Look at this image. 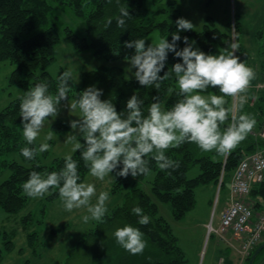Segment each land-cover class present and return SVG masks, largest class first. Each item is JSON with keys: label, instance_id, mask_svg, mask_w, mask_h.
Returning a JSON list of instances; mask_svg holds the SVG:
<instances>
[{"label": "trees", "instance_id": "1", "mask_svg": "<svg viewBox=\"0 0 264 264\" xmlns=\"http://www.w3.org/2000/svg\"><path fill=\"white\" fill-rule=\"evenodd\" d=\"M154 2L157 10L154 16H150L146 0H119V4L117 0L111 2L109 0H0V65L6 60L16 64L11 73L10 83L19 84L24 91L29 85L45 82L49 85V90L55 93L57 77L64 70L61 69L54 75L50 72L49 66L55 60L56 48L61 39L58 24L64 11H70L83 21V28L79 31L73 30L69 25L63 28L73 46L81 52L91 51L99 61L114 62L119 58L131 56L134 52V49L123 46L124 41L137 38L146 40L156 29L171 41L172 35L177 31L175 22L181 17L180 4L177 0L167 2L154 0ZM120 7H128L130 12V16L124 18V28L118 27L116 23V17L120 15ZM109 19L112 22L105 27ZM209 19L203 30L179 32L181 41L178 42V47H184L185 36L188 37L189 43L190 38L194 37L198 45L207 52L212 51L216 43H219L223 49L235 43L238 45L235 55L246 64L245 44L240 33L242 28L238 27L237 21L233 31L225 33L214 25L211 18ZM261 50L263 53L264 46ZM178 60L179 58L174 57L170 52L164 71L171 68ZM90 85L101 89V99H110L118 112L125 110L127 99L134 93L143 101L144 109L152 103V97L155 95L165 102L166 107H171L181 98L177 94L178 86L174 83L165 81L159 89L145 88L136 79L128 80L121 66L101 64L97 69L85 71L79 86L72 79L69 85V100H74L80 91ZM204 93L220 95L219 89L210 88ZM248 95L247 102L242 107L237 106V114L249 113L254 116L259 128L264 127V89ZM225 99L228 101L225 106L231 108L232 99L230 97ZM19 103L17 97L0 110V156L14 152L21 158V162L3 160L0 163L12 170L10 177L0 184V208L9 213H17L25 207L28 196L23 192L22 185L31 171H58L64 163L63 157H56L47 164L46 152L38 153L33 160H26L21 155V148L38 147V144L35 141L34 145H28L23 137ZM228 122H231V114ZM68 128L65 122L59 120L53 129L64 132ZM254 132L256 133L252 130L247 138L227 155H220L215 151L202 152L194 143H184L179 148L169 149L166 155L178 162L179 167L162 171L155 161H150L149 167L155 172L151 181V194L158 201L170 205L175 219H184L197 204L199 187L220 184V188L223 189L231 179L230 174L243 157L261 146L262 141L258 137L255 138ZM72 156L78 163L81 181H84L88 169L78 151L73 152ZM196 164L199 165V173L190 177L188 172ZM113 173L115 175V172ZM147 175L135 178L131 175L126 178L115 176L112 193L120 194L122 202L108 212L103 222H99L93 232H90L102 233L104 224L108 229L112 228L113 234L117 227L131 224L144 234L146 247L141 254H131L117 244L114 238H108L109 246L97 257L94 264H189L172 227L159 214L158 203L142 186ZM53 193L58 194V190L54 189ZM251 194L253 199L260 196L264 201V183L256 186ZM53 196L57 197V195ZM260 201L256 204L259 207L262 205ZM135 206H139L143 213L150 217L148 224L138 223V217L132 212ZM36 235L35 232L30 234L32 246ZM111 236L113 235L108 237ZM263 242L264 240L261 243ZM10 243L9 240L6 242L5 249L10 250ZM262 252L264 249L257 257ZM2 256L0 248V259Z\"/></svg>", "mask_w": 264, "mask_h": 264}, {"label": "clouds", "instance_id": "2", "mask_svg": "<svg viewBox=\"0 0 264 264\" xmlns=\"http://www.w3.org/2000/svg\"><path fill=\"white\" fill-rule=\"evenodd\" d=\"M119 13L116 23L124 28V18L130 16L128 7H120ZM111 22L109 19L105 27ZM175 23L177 31L171 41L159 38L146 44L145 39L137 38L123 43L124 47L134 49L126 60L129 71L135 69L132 76L142 87L159 89L163 82L175 79L177 94L181 97L175 104L166 107L155 95L144 109L143 101L134 93L127 99L125 110L118 112L110 99H101L102 90L95 85L80 91L69 103L73 73L67 69L58 75L55 93L49 90L47 83L37 82L18 96L22 133L27 144L34 145L45 121L56 118L61 101H67L70 112L78 114L75 115L77 119L69 121L72 131L66 135L64 143L72 145V152L80 153L89 175L100 181L106 177L115 179L111 175L113 172L125 178L147 175L151 171L150 161H155L162 171L174 170L179 163L166 153L184 143H194L202 152L215 151L220 155L234 150L256 123L249 113L237 114V106L242 107L247 102L246 93L255 71L235 55L238 50L235 43L211 54L194 47L195 41L189 43L185 36L184 47L179 48V32L192 30L194 25L183 17ZM170 52L179 60L164 71ZM210 88L219 89L220 95H201ZM225 97L232 99L231 108L225 106L228 103ZM230 114L231 122H228ZM52 139L50 131L38 147L21 148V155L26 160L35 159L38 153L50 149L47 141ZM63 160L58 171H31L22 185L23 192L36 199L51 195L50 190L57 189L65 211L85 209L88 213L82 217L85 224L103 222L108 211L109 192L97 194L93 183L81 181L78 163L71 154H66ZM132 212L139 224L150 222V217L139 206L133 207ZM113 235L116 243L131 254H141L146 247L144 234L131 224L117 227Z\"/></svg>", "mask_w": 264, "mask_h": 264}, {"label": "rangeland", "instance_id": "3", "mask_svg": "<svg viewBox=\"0 0 264 264\" xmlns=\"http://www.w3.org/2000/svg\"><path fill=\"white\" fill-rule=\"evenodd\" d=\"M166 2L169 0H165ZM181 7V17L188 19L194 25L196 31L203 30L205 25L212 19L214 25L225 33L233 31L235 21L241 28V34L248 40L246 47L252 51H246L249 57H256L255 47L264 46V0H177ZM146 5L150 16H154L157 5L154 0H146ZM70 26L73 30L79 31L83 28V21L74 16L70 11H64L60 17L58 28L61 32V39L57 45L55 60L49 66L51 73L56 75L61 69L64 71L71 69L73 80L79 86L83 80V73L87 70L97 69L101 64L121 66L128 80H135L132 72L129 71V64L126 58H119L114 62L105 60H97L91 51H79L69 41L64 33V27ZM261 32V36H259ZM240 35V34H239ZM162 36L159 30L152 31L146 38V44H150ZM195 41L194 47H198L204 51L194 37L190 38V43ZM250 42V43H249ZM218 50H223L219 43L214 45L212 51H204L205 53L217 54ZM260 58L264 54H260ZM16 67L15 63L6 60L0 65V110L5 108L10 102L23 94V88L19 84H11V73ZM170 69V68H169ZM176 84L175 79L168 80ZM177 85V84H176ZM214 93H201V95H209ZM72 100H69L71 103ZM164 102V101H163ZM165 104V102H164ZM73 114V115H72ZM71 113L67 101L61 102L59 106V114L56 118H49L44 123L40 135L36 142L39 146L43 142L44 136L48 132L53 133V139L47 141L50 149L46 152L47 164H50L56 157H64L66 154H73L72 145L64 143L66 135L72 131L69 121L77 119ZM62 120L68 125V130L64 132L55 131V124ZM22 128V126H21ZM263 128L255 123L253 130L256 131L255 138L258 137L262 141L255 151H264ZM254 151V152H255ZM3 160H16L21 162V158L17 153L10 152L6 156H0V163ZM2 167V169H1ZM0 184L7 180L11 175V168L0 164ZM235 170H233L232 176ZM199 173V165L196 164L189 172L190 177H194ZM115 177L114 173L111 174ZM155 172L150 171L146 179L142 183L144 189L151 195L153 200L158 203L159 214L169 223L175 235L178 237V244L183 249L188 258L189 264H219L221 256L220 250L225 244L222 235L210 231V225L218 228L220 224L221 207L226 197L227 185L221 189L220 184L209 186H201L197 189V204L188 212L182 220L174 218L171 207L167 203L158 201L151 194V181L154 179ZM229 179V182L231 181ZM84 181L93 183L96 186L97 194L100 191H108L110 199L107 202L108 212L122 202V196L112 193L114 178L106 177L104 181L97 180L86 174ZM228 182V183H229ZM45 195L44 198H27L25 207L17 213H9L0 208V248L3 256L0 264H94L98 256H100L109 246L108 238H114L113 230L108 229L104 224V229L100 234L90 233L97 227L99 222L89 221L85 224L82 220L87 215L85 209H74L67 212L63 209L59 202L58 194L53 193ZM53 195H57L54 198ZM231 200V199H230ZM95 202V197L93 198ZM230 202V201H228ZM35 232L36 239L33 245L30 243V234ZM109 235H113L108 237ZM11 241L9 248L5 249L6 242ZM109 241V240H108ZM240 247V244L237 245ZM8 248V247H7ZM235 251V250H234ZM236 252V251H235ZM255 251L246 253L243 257L244 264H249L251 254ZM237 253V252H236ZM238 254V253H237ZM241 254V252H240ZM236 254L233 252L231 260L233 264H239L240 260H234ZM238 257H241L238 254ZM258 258V257H257ZM255 259L254 263L256 262Z\"/></svg>", "mask_w": 264, "mask_h": 264}, {"label": "built area", "instance_id": "4", "mask_svg": "<svg viewBox=\"0 0 264 264\" xmlns=\"http://www.w3.org/2000/svg\"><path fill=\"white\" fill-rule=\"evenodd\" d=\"M262 183L264 151H255L245 155L233 173L231 200L221 215L219 227L210 225V231L222 236L232 233L239 241L243 255L254 250L264 240V201H260L262 205L259 207L251 194Z\"/></svg>", "mask_w": 264, "mask_h": 264}, {"label": "crops", "instance_id": "5", "mask_svg": "<svg viewBox=\"0 0 264 264\" xmlns=\"http://www.w3.org/2000/svg\"><path fill=\"white\" fill-rule=\"evenodd\" d=\"M262 3H264V2H262ZM242 29H243V27H242ZM243 31H244V29H243ZM261 34L262 33L259 32L258 35L261 36ZM241 38H242L243 44H245L247 41H250L245 36H243L242 34H241ZM262 47L263 46H259V48H258V46L255 47L254 53H255L256 57L252 58V57H249L248 55H246V65L253 68L255 71V78L250 82V86L248 88L249 92H247L248 94L256 93L258 90L264 89V57L263 58L259 57L260 54L264 53V52L263 53L261 52ZM245 49H246V51H248V50L252 51L250 48L246 47V45H245ZM248 94H246V95L249 96ZM230 184H231V181L229 183H227V188L225 189L226 190V197H225L223 204H222V207H221V211H220L221 215H222L223 211L229 205L228 201H230ZM254 200L260 201L261 198H260V196H257L254 198ZM221 215H220V218H221ZM221 238L223 239L225 245L221 249L216 248L217 251L220 250L221 254L223 252V256H221V258L219 260V264H233V261L231 260V255L233 252L236 254V257L234 258V260L236 261L238 259V260H240L239 264H244V259H243L244 255L242 253L240 254V252H241L240 247L238 246V248H237V245L240 243H239V241H237L234 238L233 234L228 233L224 236H221ZM234 250L241 257H238V254ZM255 264H264V252H262L260 254V256L257 258Z\"/></svg>", "mask_w": 264, "mask_h": 264}, {"label": "water", "instance_id": "6", "mask_svg": "<svg viewBox=\"0 0 264 264\" xmlns=\"http://www.w3.org/2000/svg\"><path fill=\"white\" fill-rule=\"evenodd\" d=\"M264 249V242L258 246V248L255 250L254 254L251 257V260L249 264H253L255 259L257 258L258 254Z\"/></svg>", "mask_w": 264, "mask_h": 264}]
</instances>
